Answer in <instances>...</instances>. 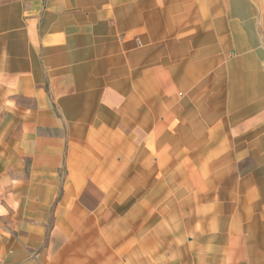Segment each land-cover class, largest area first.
Masks as SVG:
<instances>
[{
	"label": "crops",
	"instance_id": "0c3cea01",
	"mask_svg": "<svg viewBox=\"0 0 264 264\" xmlns=\"http://www.w3.org/2000/svg\"><path fill=\"white\" fill-rule=\"evenodd\" d=\"M0 264H264V0H0Z\"/></svg>",
	"mask_w": 264,
	"mask_h": 264
}]
</instances>
